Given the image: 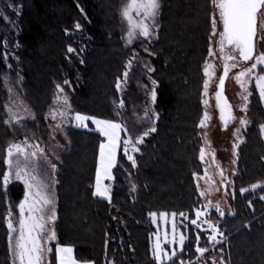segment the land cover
I'll use <instances>...</instances> for the list:
<instances>
[{
	"label": "trees",
	"instance_id": "16d2710c",
	"mask_svg": "<svg viewBox=\"0 0 264 264\" xmlns=\"http://www.w3.org/2000/svg\"><path fill=\"white\" fill-rule=\"evenodd\" d=\"M186 1L160 0L159 26L149 46L154 69L151 77L156 81L153 121L157 130L139 145L135 168L121 152L118 154V165L112 169L111 203L92 194L103 137L95 132L91 122L87 128L70 127L66 131L68 147L57 162L55 230L58 244L73 247L78 261L156 264L152 258V241L157 227L150 213H156L157 217L160 213L168 217L176 213L178 230L187 237L182 258L187 261L196 256L199 230L190 221L196 218L195 210L202 206V201L193 173L201 169L197 125L203 114L202 65L209 44L212 7L210 0L200 1L201 19L197 30L191 33L189 26L181 27L179 21L182 8L186 7L188 12L191 8L184 4ZM15 2L21 5L15 66L22 77V99L31 117L22 124L5 123V93L0 80V177L5 171V150L10 142L23 138L27 131L47 140L49 127L45 115L56 85L65 80L70 84L68 94L74 112L118 120L114 110L121 94L116 83L118 78L123 80V73L129 70L125 65L130 59L133 61L137 50L125 44L120 35L119 0ZM1 22L0 19V28ZM77 24L80 28H76ZM69 47L74 51L69 52ZM134 65L135 62L132 71ZM4 69L0 49V75ZM248 112L250 125L239 147L229 194L234 215L225 213L221 218L215 211L210 213V219L219 221L224 233L216 250L205 254L216 256L217 264L221 255L226 264H264V200L260 199L264 196V136L260 130L264 124V103L258 94L251 99ZM257 183L262 187L240 194L241 188L250 189ZM252 194L259 201H250L262 206L257 210L246 205ZM22 195V183L9 185L8 199L12 205ZM6 212V197L0 189V264H11ZM181 212L188 215V220L179 216ZM157 226H160L158 220ZM200 235V246H209L206 234ZM180 258L178 253L177 264ZM51 261L55 264L54 253Z\"/></svg>",
	"mask_w": 264,
	"mask_h": 264
},
{
	"label": "snow or ice",
	"instance_id": "6c2138e0",
	"mask_svg": "<svg viewBox=\"0 0 264 264\" xmlns=\"http://www.w3.org/2000/svg\"><path fill=\"white\" fill-rule=\"evenodd\" d=\"M212 7V32L209 37L208 56L212 57L217 52L223 60V75L219 78L218 91L215 93L216 107L219 109L220 120L225 127L229 121H233L236 117L233 114L232 105L228 103L226 97L223 95L225 80L232 69L240 68V71L235 75L234 79L241 88V100L244 102L240 110L247 113L249 110V98L252 96V91L249 85L254 82L255 88L259 92V97L264 103V0H210ZM159 0H126V3L121 8V19L126 24V40L128 44L133 43L139 38L149 39L152 37V29L155 26V21L160 11ZM76 28H80L77 24ZM259 49V52H257ZM69 52L74 49L69 47ZM147 51V48H145ZM135 59V55L133 56ZM83 61H81L82 63ZM132 60L130 59L125 65L126 69H130ZM213 65L207 60L204 64V75L209 79L204 80L203 96H208V88L211 75L210 69ZM154 69L148 67V72H153ZM128 71L123 73L125 82L128 78ZM69 82L64 81L67 85ZM153 90L151 92L152 101L156 100L155 85L156 81H152ZM117 90L121 89V81L118 78L116 83ZM10 95V103L5 105L9 113V119L5 121L6 124H19L22 117L14 110V102L11 101L12 89L8 88ZM64 92L63 87L57 85V93L53 100V105L50 107L46 119L50 116L53 121L59 122L54 125L56 129L63 130L65 123H72L78 128H87V121H91L95 125V132L103 137L99 143V156L96 168V182L93 196L102 197L111 203L110 186L104 185V179H113L112 169L117 167L118 150L122 149L123 155L131 162V166H137L136 159L132 153L140 151L139 145L144 143V138L157 129L154 126L149 127L142 134L133 136L131 129L127 123L121 120L101 119L92 116L82 115L74 112L68 96L61 95ZM202 103L208 105V99H203ZM125 107L124 100L121 99L116 105L114 115L121 117V110ZM28 111V109H24ZM154 114V113H153ZM145 118L148 117V109H145ZM33 120L35 117H32ZM158 118V116H157ZM211 116L206 110L203 117L197 125L201 129L208 127V121ZM247 119L241 118L240 124L246 125ZM261 133L264 134V124L260 125ZM239 129H237V132ZM123 133V136L121 135ZM55 139V137H52ZM205 143L210 144L207 140V133H204ZM238 145H233L235 149ZM206 151L204 147L200 148L199 159L203 162L205 160ZM213 160H214V153ZM235 156V151L233 152ZM51 168L50 173H46L41 164V158ZM235 162V161H233ZM5 171L0 177V189L3 190L7 202V214L4 217L6 228L8 231V251L12 258L11 264H51L49 259L53 253L55 257V264H81L75 255L74 249L71 246H61L56 244L55 248L51 243L57 240V233L55 231V222L57 220L55 209V194L54 186L57 181L54 177L57 167L56 164L47 158L46 151L40 147L39 144H32L26 138L19 143H11L6 149L4 158ZM218 174L221 183L228 181L224 175V171L219 169L217 165ZM235 175V173H233ZM197 181L203 180L208 188H201L199 182L196 189L201 197L213 190L214 180L205 169L202 176L193 173ZM14 182H20L24 186V193L22 199L16 204L15 210L12 207V201L8 199L9 185ZM229 183H231L229 181ZM262 187L261 184H252L249 188H241L240 194L243 195L248 191H255ZM135 185H132V191H135ZM218 190V189H215ZM234 198V196H233ZM264 200V196L260 197ZM212 206L209 204L203 205L201 209L195 210V219L190 221L191 225L198 229L196 235V246L194 259L185 261L182 255L185 251V243L187 237L183 232L177 233L178 225L175 222L176 213H172V238L166 243H170L174 247L171 251H166L159 242H157L152 249V258L156 264H177L178 253L181 258L178 264H217L216 256H208L216 250V245L221 243L220 237H224V233L219 228V221L213 222L210 219L208 208ZM251 207V202L249 203ZM215 212L222 218L225 213L217 203L214 205ZM153 218L156 213H150ZM166 216V213H160ZM229 215L234 213L229 212ZM179 216L184 220H188V215L181 212ZM203 218V219H202ZM155 222V221H154ZM202 225H206L204 228ZM185 227H187L185 225ZM206 234L207 245L200 246L201 235ZM105 248L107 249V240L105 241ZM222 253V249L220 250ZM87 264H94V262H87ZM109 264H115V261H110ZM219 264H226L221 255Z\"/></svg>",
	"mask_w": 264,
	"mask_h": 264
},
{
	"label": "rangeland",
	"instance_id": "374dc122",
	"mask_svg": "<svg viewBox=\"0 0 264 264\" xmlns=\"http://www.w3.org/2000/svg\"><path fill=\"white\" fill-rule=\"evenodd\" d=\"M119 1L120 3L118 9V18H119L120 35L124 40L125 44L129 46H134L135 49L137 50L135 53V59H133L132 61V63L135 62L134 65L135 68H133V71H132V67L131 69L128 70L129 74L126 82L124 78L121 81V89L119 91L121 94V99L124 100L125 107L123 110H121V117H118V120L123 119L127 123L129 129H131L132 135L135 137L142 134L145 130L151 127L154 119L153 101L151 98V92L153 90V84H152L153 79L151 77V72H148V67L152 68L151 59L149 57L150 55H152V51L150 50L149 46L154 41V38L156 36V31L159 26L158 16L155 21V26L152 29L153 35L151 38L144 39L141 37L135 40L133 43L128 44L126 40V24L121 19V8L126 3V0H119ZM200 1L201 0H191V1L187 0L184 4L190 5L191 8L189 12L185 10L186 7H184V9L182 8V14L181 16H179L181 27L184 25L185 27L189 26V28L191 29V33L197 30L199 25L198 23L200 22L201 19ZM20 8L21 5L15 2V0H0V19L2 20L1 23L3 25L2 28H0L1 31L3 30L1 34L3 37L1 39L0 49L3 57V64L5 67V69L0 75V80L2 83L3 92L5 93L4 96L5 99L3 102L6 111L5 121L9 119V113L6 110L5 105H8L10 103V95L8 92V88H11L12 89L11 101L14 102V110L18 112V115L20 117H22L21 122L19 123L22 124L24 121H26L31 117V113L22 99V94H21L22 77L18 72L17 67L15 66V63L17 62L16 52L18 49V45L16 42V35L18 31L17 18L20 15V11H21ZM211 32H212V22H211L209 37L211 35ZM192 38L194 39V37ZM145 48H147V51H145ZM208 48H209V44H208ZM257 52H259V49H257ZM206 60L213 65V68L210 69V72H212L213 74L211 75L210 78L208 96L204 97L202 95V100L208 99L207 106H205V104L202 103V108H203L202 117L204 115V112L207 110L211 116V119L210 121H208V127L206 129L199 128L201 147L205 148L206 155H205V160L203 162L201 161V169L200 172L197 173V175L202 176L204 174L205 169H207L208 174L213 178L215 183L213 185V190L210 191L206 195V197H201V196L200 197L202 201V206L209 204V201L211 202L212 206L208 208L209 214L211 213V211H215L214 205H216L217 203L220 204V207L223 209L224 213H229L233 208L232 201L229 199L230 198L229 194L233 186V177H234L233 173H235L237 169L239 147L244 141L245 131L246 129H248L250 125L249 112L245 113L240 110L241 105L244 103L240 97L242 90L239 84H237L234 79L235 75L240 71V68L232 69L228 75L225 90L230 102L232 103L235 114L234 116L236 117V119L233 120L226 128L222 129L221 124L217 118V111L213 101V93L216 87V82L218 80V77L222 69L223 60L218 52L214 56L209 57L208 49H207L205 60L202 65L203 85H204V80L209 79V77H205L204 75V64ZM57 85H60L64 89V92L61 93V95L66 94L69 98L68 89L70 88V84L68 83L67 85H65L63 82ZM57 85L55 87V96L57 93ZM249 89L250 91H252V96L249 98V103H250L251 99L255 97V94H258L259 96V92L258 90H256L254 82H252L249 85ZM203 92H204V87H202V94ZM55 96L53 100L55 99ZM52 105H53V101L50 107H52ZM25 108L28 109V111H24ZM49 109L45 115V119L49 112ZM145 109H148L147 118H145L144 115ZM241 118L247 119L248 123L242 126L240 124ZM58 122H59V118L57 121H53L50 116L46 119V123L49 127V134L47 136V140L45 141L35 137L31 132L27 131L26 134H24V137L19 140H16L15 143L24 141L27 138L30 143L39 144L40 147L45 149L47 158L51 160L53 163H55L57 167L59 156L68 147L66 131L70 127H76L73 121L72 123H65L63 130L56 129L54 125ZM88 122L91 121L89 120L86 123ZM93 126L95 128V125ZM237 129H239L238 132ZM205 132L207 133V140L210 142V144L205 143V140L203 138ZM121 135L123 136V133ZM52 137H55V139H53ZM11 143L14 142H10L6 146V149ZM233 145H238V147L234 149ZM234 151L236 153L235 156L233 155ZM120 152L123 154L122 149H120L118 150L117 156ZM137 153L138 152L132 153L134 158ZM213 153H214V160L212 155ZM5 155H6V150H5ZM41 164L46 173L51 172V168L44 161L43 157L41 158ZM217 165H219V169H222L224 171V175L228 178V181L221 183L220 176L218 174L219 170L217 168ZM52 178L56 180V173ZM229 181L231 183H229ZM95 182H96V178H95ZM198 182L201 188L209 187L208 185L205 184L203 180L200 181L196 180V184ZM102 183L104 185L110 186V190H111L112 179H104ZM94 190H95V183H94ZM23 193H24V186H23ZM54 194L56 198L55 209H57L56 184L54 186ZM255 196L256 195L252 194L251 198L247 199L246 205L250 210H257L262 207L261 203L255 204L253 201H250V199L251 200L254 199V201L258 202L259 200H256ZM250 202H251V207L249 206ZM202 206L199 209H201ZM12 207L13 210H15L16 205H12ZM157 220L160 222L159 227L157 226ZM212 221L216 222V220H212ZM153 223L157 227V232L153 235L152 249L155 243L157 242V237H159V242L161 243V246L166 251H171V249L174 246L171 245L170 243H166L165 241L166 239L167 241H170L172 238L173 216L170 217L155 216L153 218ZM202 226L204 228L207 227L206 225H202ZM177 233H180V230L177 229ZM52 243L56 245L58 242L56 240ZM11 259L12 258L10 257V263H11ZM49 259L51 260V257ZM51 264H53L52 261Z\"/></svg>",
	"mask_w": 264,
	"mask_h": 264
},
{
	"label": "water",
	"instance_id": "95a60500",
	"mask_svg": "<svg viewBox=\"0 0 264 264\" xmlns=\"http://www.w3.org/2000/svg\"><path fill=\"white\" fill-rule=\"evenodd\" d=\"M229 73H230V72H229ZM221 75H223V65H222V69H221L220 75H219V77H218V80H217V82H216V87H215V90H214V93H213V101H214V105H215V108H216V111H217V118H218V120H219V122H220V124H221L222 129H224V128H226V127H225L224 123L220 120L219 109L216 107V101H215V93L219 90V89H218V84H219V78H220ZM227 78H228V77H227ZM227 78H226V80H225V84H224L223 95L226 97L228 103L232 105V103L230 102V100H229V98H228V96H227V94H226V90H225ZM232 110H233V114H234L233 106H232ZM234 115H235V114H234ZM231 122H232V121H229L228 124H227V126H228Z\"/></svg>",
	"mask_w": 264,
	"mask_h": 264
},
{
	"label": "crops",
	"instance_id": "0c3cea01",
	"mask_svg": "<svg viewBox=\"0 0 264 264\" xmlns=\"http://www.w3.org/2000/svg\"><path fill=\"white\" fill-rule=\"evenodd\" d=\"M56 231V230H55ZM52 245H53V243H52ZM55 245V244H54ZM79 262H81V261H79ZM81 264H87V262H81Z\"/></svg>",
	"mask_w": 264,
	"mask_h": 264
}]
</instances>
